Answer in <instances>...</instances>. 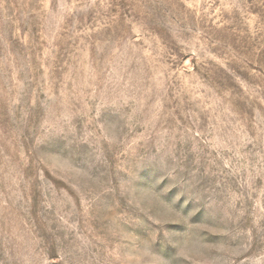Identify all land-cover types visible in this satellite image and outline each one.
<instances>
[{"label":"rangeland","instance_id":"1","mask_svg":"<svg viewBox=\"0 0 264 264\" xmlns=\"http://www.w3.org/2000/svg\"><path fill=\"white\" fill-rule=\"evenodd\" d=\"M0 264H264V0H0Z\"/></svg>","mask_w":264,"mask_h":264}]
</instances>
